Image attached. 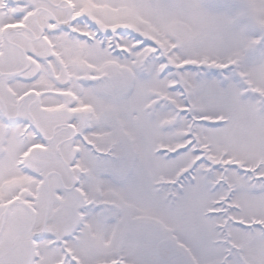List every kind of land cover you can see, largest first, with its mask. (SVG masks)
<instances>
[{"label":"snow or ice","instance_id":"6c2138e0","mask_svg":"<svg viewBox=\"0 0 264 264\" xmlns=\"http://www.w3.org/2000/svg\"><path fill=\"white\" fill-rule=\"evenodd\" d=\"M0 264H264V0H0Z\"/></svg>","mask_w":264,"mask_h":264}]
</instances>
